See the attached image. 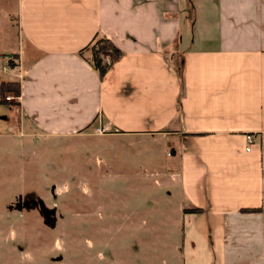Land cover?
<instances>
[{
  "label": "crops",
  "instance_id": "0c3cea01",
  "mask_svg": "<svg viewBox=\"0 0 264 264\" xmlns=\"http://www.w3.org/2000/svg\"><path fill=\"white\" fill-rule=\"evenodd\" d=\"M96 34L122 52L102 80L78 54ZM3 82L20 96L0 133L105 128L178 155L183 209L202 210L183 264H264V0H0Z\"/></svg>",
  "mask_w": 264,
  "mask_h": 264
},
{
  "label": "rangeland",
  "instance_id": "374dc122",
  "mask_svg": "<svg viewBox=\"0 0 264 264\" xmlns=\"http://www.w3.org/2000/svg\"><path fill=\"white\" fill-rule=\"evenodd\" d=\"M104 134L0 133V264H183L178 155Z\"/></svg>",
  "mask_w": 264,
  "mask_h": 264
},
{
  "label": "trees",
  "instance_id": "16d2710c",
  "mask_svg": "<svg viewBox=\"0 0 264 264\" xmlns=\"http://www.w3.org/2000/svg\"><path fill=\"white\" fill-rule=\"evenodd\" d=\"M79 56L90 63L97 71L99 80H102L111 67L122 57V52L104 36L95 35L93 39L78 52ZM10 66L13 64L10 62ZM12 83L3 82L0 85V99H5V93L12 92L13 95H19V83L15 88ZM0 100V101H1ZM5 101V100H4ZM185 214L199 215L202 210L199 208L183 209Z\"/></svg>",
  "mask_w": 264,
  "mask_h": 264
},
{
  "label": "built area",
  "instance_id": "2783aa9c",
  "mask_svg": "<svg viewBox=\"0 0 264 264\" xmlns=\"http://www.w3.org/2000/svg\"><path fill=\"white\" fill-rule=\"evenodd\" d=\"M5 100L6 101H10V100H13V99L11 97H9V96H6ZM105 130H106L105 128H98V129H95V133L102 135V134H104L103 132H105ZM246 140L248 141V143H250L252 141V138L250 136H246Z\"/></svg>",
  "mask_w": 264,
  "mask_h": 264
},
{
  "label": "flooded vegetation",
  "instance_id": "af4514ba",
  "mask_svg": "<svg viewBox=\"0 0 264 264\" xmlns=\"http://www.w3.org/2000/svg\"><path fill=\"white\" fill-rule=\"evenodd\" d=\"M31 203H32L33 205H37V206H40V205H41L40 202H38L37 200H31ZM19 204H20V205H19L20 207H23L24 205H26V201H25L24 204H23L22 202L19 203ZM51 214H52V213H51ZM51 214L48 213V211L45 212V215L47 216L48 219H50Z\"/></svg>",
  "mask_w": 264,
  "mask_h": 264
}]
</instances>
